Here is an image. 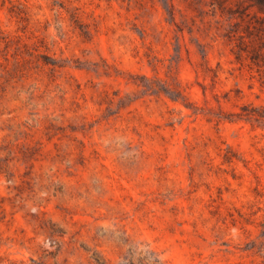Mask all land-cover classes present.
Returning <instances> with one entry per match:
<instances>
[{"label":"rangeland","instance_id":"374dc122","mask_svg":"<svg viewBox=\"0 0 264 264\" xmlns=\"http://www.w3.org/2000/svg\"><path fill=\"white\" fill-rule=\"evenodd\" d=\"M0 264H264V5L0 0Z\"/></svg>","mask_w":264,"mask_h":264},{"label":"trees","instance_id":"16d2710c","mask_svg":"<svg viewBox=\"0 0 264 264\" xmlns=\"http://www.w3.org/2000/svg\"><path fill=\"white\" fill-rule=\"evenodd\" d=\"M256 1L264 5V0H256ZM241 56H242L241 52L238 51V52H237V57H238V58H241ZM238 115H243V114L240 113V114H238ZM245 115H246V118H247V119H252V118L257 119V117L254 116V114H245ZM240 117H241V116H240Z\"/></svg>","mask_w":264,"mask_h":264}]
</instances>
